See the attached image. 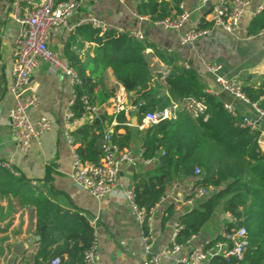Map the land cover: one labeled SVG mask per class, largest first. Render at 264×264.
I'll list each match as a JSON object with an SVG mask.
<instances>
[{
	"label": "crops",
	"instance_id": "obj_1",
	"mask_svg": "<svg viewBox=\"0 0 264 264\" xmlns=\"http://www.w3.org/2000/svg\"><path fill=\"white\" fill-rule=\"evenodd\" d=\"M16 1L27 5L42 0H0V162L12 167L7 169L0 166V264H8L13 249L18 245H22L25 251L13 264H36L41 236L36 233L38 213L34 202L43 200L54 204L55 209L58 207L77 213L91 223L96 233L97 256L101 264H143L149 256L146 246L149 245L152 252H161L172 242L178 215L194 207L186 203L185 199L196 177L175 178L169 183L164 200L152 210L148 235L124 197L122 188L98 199L76 184L73 178L74 147L67 135L73 136L75 148H78L80 140L77 129L92 122L96 114L107 112L112 115L125 111L130 121L127 125L132 132L130 150L138 154L143 146L144 131L148 125L139 124L138 118L136 123L132 120L136 114L133 103L136 92L124 88L115 77L112 67L103 72L102 84L97 87L98 91L103 90L105 98L110 95L109 98L101 104L98 99L94 112H88L76 121H68L67 113L75 97V85L65 73L54 71L47 63H41L26 85L25 93L37 98V104L29 110L32 120L37 122L42 117H48L52 127L40 135L29 153H21L17 149L9 118V111L15 103V96L10 92L14 69L13 49L21 31V25L13 18L12 4ZM81 1L82 5L70 18V25L54 30L49 35V47L61 57L66 59L75 54L83 61L90 57L96 58L100 45L88 39L89 32L80 29L83 25L97 28L96 22H102L119 31H142V41L150 44L145 53L153 72L152 84L161 85V95H169L166 79L172 65L162 61L155 54V48L174 53L179 58V64H188L198 70L208 91H215L239 115H254L249 102L223 91L216 76L205 70L203 62L221 63L220 73L238 81L242 88L264 85V32L257 35L246 33L264 5V0H250L237 34L214 28L208 36L188 45L180 44V34L193 27L197 19L208 16L212 8L210 2L183 0L181 5L190 13V18L181 29L168 30L152 22L149 15L138 13L139 0H106L102 3ZM197 102L194 99L174 102L165 108L170 111L171 117L168 119L175 118L182 108H187L197 116ZM112 125H118V121L114 120ZM113 126L109 128L111 133L114 131ZM258 129L261 131L260 142L264 146V118L258 121ZM125 132L124 128L119 129V133ZM158 164H137L132 173L131 165L124 164L121 169L124 188L133 186L138 173H144ZM6 171L24 178L27 183L22 185L21 190L17 189L20 186L13 184ZM170 204H174L176 210L172 217L168 215ZM231 221V214L226 213L220 205L200 234L159 264H174L198 245L222 234ZM61 232H56L57 242L50 247L51 250L63 244L62 237L66 233L63 230Z\"/></svg>",
	"mask_w": 264,
	"mask_h": 264
},
{
	"label": "trees",
	"instance_id": "obj_2",
	"mask_svg": "<svg viewBox=\"0 0 264 264\" xmlns=\"http://www.w3.org/2000/svg\"><path fill=\"white\" fill-rule=\"evenodd\" d=\"M183 0H139L138 13L147 14L152 22L166 18H176L185 10ZM212 6V1L210 2ZM212 27V23L201 18L200 28ZM89 40L100 45L96 58L83 61L75 54L66 59L77 71L80 83L75 85L74 116L81 118L91 108L107 100L102 84L103 72L112 67L117 80L127 91L136 92L134 106H138L136 116L139 124L149 112L162 111L194 99L205 105L203 112L193 115L182 108L175 118L164 119L148 126L144 133V158H157L159 164L144 173H138L133 182L136 203L144 211V233L148 235V218L151 211L165 197L169 183L175 178H195L196 186L208 188L209 195L199 200L189 211L178 215L180 227L176 240L185 245L200 234L206 224L222 205L226 213L234 219L225 230L245 226L248 230L249 245L242 260L227 261L223 256L211 257L207 264H264V146L260 142L261 131L241 125L243 116L232 115L225 102L218 95L208 91L198 70L188 64H179V58L166 50L155 48V54L165 63L172 65L166 82L169 95H161V85H153V72L145 51L149 47L145 41L135 39L129 30L119 31L108 28L105 31L83 25ZM264 30V7L254 17L248 28L249 35H257ZM243 92L251 102L264 106V85L243 87ZM88 97L85 103L84 97ZM114 120L118 125L113 126ZM130 121L125 111L116 114L103 112L96 114L93 121L79 127L76 134L80 140L77 153L84 162L99 163L103 156L102 139L113 126L112 141L120 150L130 149L132 132L127 125ZM124 128L125 133H119ZM202 170L201 176L195 169ZM8 169V168H7ZM14 185L21 190L25 180L6 171ZM27 183V182H26ZM38 221L36 233L41 236L36 264L61 258V264H85V252L94 243V228L91 223L77 213L55 209L48 200L34 202ZM176 214L175 205L170 204L168 215ZM62 227V228H61ZM66 234L63 244L54 250L56 232ZM62 233V232H61ZM219 234L208 242L212 248L219 241H225ZM67 256V257H66Z\"/></svg>",
	"mask_w": 264,
	"mask_h": 264
},
{
	"label": "built area",
	"instance_id": "obj_3",
	"mask_svg": "<svg viewBox=\"0 0 264 264\" xmlns=\"http://www.w3.org/2000/svg\"><path fill=\"white\" fill-rule=\"evenodd\" d=\"M96 3H102L106 0H93ZM212 1V8L206 16V20L212 23V27L200 28L201 18L197 19L193 27L183 31L179 36L181 45H188L203 37L208 36L214 28L222 29L231 34H237L240 29L242 17L248 11L250 0H204ZM82 5L81 0H42L39 3L22 5L18 1L12 4L13 18L21 25V31L15 40L13 57L14 69L13 80L10 86V92L15 96V103L9 111L10 123L14 131L17 149L27 154L31 151L34 142L39 140L40 135L50 130L52 122L48 117H42L39 121L34 122L30 116L29 110L37 104V98L33 94H26L25 87L28 85L34 71L41 63H47L49 68L68 75L74 85L80 83V77L77 71L70 63L57 53H55L48 43L49 35L52 31L64 28L70 25L71 16ZM261 7L260 11L263 9ZM190 13L184 11L180 16L172 19L166 18L154 22L168 30H179L189 20ZM96 27L102 31L110 28L107 24L96 22ZM123 31V30H121ZM264 32V30L262 31ZM260 32L259 34H261ZM248 34V31L246 32ZM132 37L138 40L144 39L142 31H130ZM207 72L216 76V81L223 91L233 96L249 102L254 111L253 116H243L241 125L250 127L253 130L258 129V121L264 118V106L259 102H251L242 90V87L235 79L222 75L221 63L203 62ZM217 95L215 91H209ZM75 98L67 113L68 121H76L72 107ZM88 103V97L84 98ZM225 108L234 116L239 115L238 111L230 104L225 103ZM137 110L138 106H134ZM205 105L197 102L198 114L203 112ZM94 112L95 108H91ZM171 117L170 111L164 109L158 112H149L143 119L142 126L157 124L161 120ZM69 143L74 147L73 159V178L76 184L91 193L94 197L101 199L106 197L117 189H123L126 200L130 203L134 213L142 226L145 223V214L136 203V194L132 187H125L121 178V169L124 164L137 165L141 163H159L157 158H144L143 148L136 154L130 149L120 150L112 141L111 132H107L102 139L103 156L99 163L84 162L77 153L76 141L72 135H67ZM0 166L12 169L11 165L6 162H0ZM196 175L201 176L202 170L197 167ZM208 188L196 186L193 184L187 197L186 203L195 206L199 200L205 199L209 195ZM165 198V197H164ZM164 198L162 200H164ZM152 213V211H151ZM151 217V215H150ZM148 218V223L150 221ZM234 219L232 218V221ZM180 227L178 223L174 231L172 242L161 252H152L150 246H146L148 257L143 264H159L162 260L169 258L172 254L177 253L181 246L177 243L176 235ZM94 243L90 249L85 252V264H101L97 256V238L94 232ZM222 236L225 241H219L214 247L208 248L209 241L198 245L192 252L181 258H178L174 264H207L208 260L216 255L223 256L225 260L231 259L242 260L245 251L249 245L248 230L245 226L233 228L231 231L224 230ZM50 264H61V258H54Z\"/></svg>",
	"mask_w": 264,
	"mask_h": 264
},
{
	"label": "water",
	"instance_id": "obj_4",
	"mask_svg": "<svg viewBox=\"0 0 264 264\" xmlns=\"http://www.w3.org/2000/svg\"><path fill=\"white\" fill-rule=\"evenodd\" d=\"M253 117H255V116H253ZM132 120L135 121V123H136V121H137V117H136V116H133V117H132ZM135 167H136L135 165H131V166H130V171H131V173L134 172ZM131 179L134 180V177H133L132 175H131ZM33 242H34V241H33ZM24 251H25V249H24V247H23L22 245H18V246H16V247L13 249V253H12L11 257L8 259V264H13L14 260H15L19 255H21Z\"/></svg>",
	"mask_w": 264,
	"mask_h": 264
},
{
	"label": "rangeland",
	"instance_id": "obj_5",
	"mask_svg": "<svg viewBox=\"0 0 264 264\" xmlns=\"http://www.w3.org/2000/svg\"><path fill=\"white\" fill-rule=\"evenodd\" d=\"M238 82V81H237ZM239 83V82H238Z\"/></svg>",
	"mask_w": 264,
	"mask_h": 264
}]
</instances>
